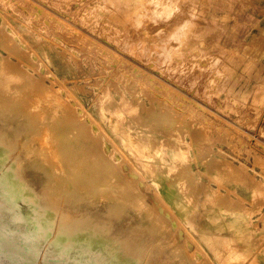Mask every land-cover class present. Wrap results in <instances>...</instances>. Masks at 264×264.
I'll return each mask as SVG.
<instances>
[{
  "label": "bare ground",
  "instance_id": "obj_1",
  "mask_svg": "<svg viewBox=\"0 0 264 264\" xmlns=\"http://www.w3.org/2000/svg\"><path fill=\"white\" fill-rule=\"evenodd\" d=\"M56 1L60 8H66L70 2H79ZM182 1L99 0L97 4L78 11L91 14L86 23L95 33L114 43L123 54L135 55V59L140 55L149 66L159 70L162 77L160 80L141 67L133 66L147 77L146 83L155 88V91L143 88L146 100L143 96H131L121 84L113 94L109 88L114 84L105 87L104 82L97 78L92 84L91 92L95 98H90L93 104L91 111L75 87H68L66 79L56 76L37 50L29 49L25 43L21 46L31 50L29 55L38 60V66L30 62L25 65L20 49L22 43L19 47L10 43V40L18 42L23 39L16 38L17 34H13L10 40L1 36L6 38V50H0V264H90L92 258L94 264H208L205 260L201 263L195 261V255L193 259L183 254L181 242L186 243L187 249L193 247L190 240L184 238L178 222L190 219L201 194L197 174L204 169L211 171L210 167L216 161L212 158L218 153L208 145L207 155L197 158V164H206L204 167L197 166L196 170L190 163L186 164L185 160L193 156L194 149L190 147L194 144L189 143L184 132L187 131L193 139L207 140L212 130L226 135L229 129L219 119L217 121L216 115L214 118L206 112L197 114L188 102L173 100V93L165 91L169 88L165 81H171L207 96L208 76L218 68L215 60L205 66H208L205 71L198 70L194 61L183 55L179 45L187 44L193 35L192 25L185 20L188 13H193L192 10L187 11L193 3L189 0L190 4L185 6L187 4ZM92 17L96 19L92 20ZM82 20L85 21L84 18ZM6 32L7 35L9 31ZM41 36L36 37L40 40ZM42 51L50 61L47 52ZM145 61L143 63L147 66ZM198 75L202 76L200 85L197 84ZM78 118L84 128L77 127ZM229 121L230 124L234 122ZM235 127L241 130L239 126ZM239 141L244 145L243 138ZM255 156L260 159L259 155ZM259 161L256 165H260ZM213 187L209 182L206 189ZM28 188L36 199L30 197ZM40 208H52L55 219L42 221ZM12 214L18 216L11 220L14 227L10 229L12 224H8V220ZM22 222L25 226L20 229ZM82 230H89L100 239L72 241L64 236L79 234ZM223 243L222 250H232L227 240ZM113 247L117 250L110 249ZM231 255L220 254L221 263L244 264V260L238 261Z\"/></svg>",
  "mask_w": 264,
  "mask_h": 264
},
{
  "label": "rangeland",
  "instance_id": "obj_2",
  "mask_svg": "<svg viewBox=\"0 0 264 264\" xmlns=\"http://www.w3.org/2000/svg\"><path fill=\"white\" fill-rule=\"evenodd\" d=\"M8 1L9 0H6V2L5 0H0V38L4 35L7 40H10L13 34H17L18 36L20 35V37L16 35V38H21L23 41L18 39V42H13L10 40V43H13L16 47H19L20 42L22 43L20 44V49L22 50L21 55L23 63L26 65L30 62L32 65L35 64L38 66V60H34L29 55L31 54V50H29L30 48L37 50L39 55L42 57V60L48 64L47 66L53 73H55L56 76L66 79L65 83L68 87H75L77 94L83 97L87 104V108L90 111L93 108L90 98H95L91 92L92 84L96 82L97 78L99 79L98 81L101 80V82H104L105 87L114 84L116 88L114 85L110 88L108 87L112 90L111 92L113 94L115 93L113 91H115L121 84L131 96H143L145 100L147 97L142 92L143 88L144 90H146V87L147 89L153 88L152 90L154 91L155 88L154 86L148 85L146 83L148 81L146 80L147 77H143L141 72L135 70V67L133 68V66L137 65L153 77H158V79L162 80L160 71L157 69L155 70L153 66H149L147 61L143 60L140 55H136L139 58L138 61L137 57L136 59L133 57L135 55L131 56L125 53L123 54V52L114 43L102 38L98 32L95 33V31L87 25L86 22H89L87 20L91 18V14L80 12L82 13L81 15L78 11L81 10L82 7L97 4L99 0H91L92 2L90 0H79V5L76 2H73V4L70 2L66 8H60L56 0H18V4L17 0ZM188 1L189 0H183L182 2L190 4ZM190 2L193 3L192 7L191 5L188 6V4L185 6H188L187 11L192 10L194 14L188 13L185 20L186 23L192 25L191 28L193 30V35L189 38L190 40L188 39L189 42L187 44L179 45L181 51L187 59L194 61L198 70L201 68L205 71V68L208 67L205 66L215 60L218 62V68L216 71L214 70L211 72L208 76L207 90L209 94L207 96L188 90L186 86L179 83L164 80L167 82V86L169 87L168 90L165 89V91L173 93L172 96L170 95L173 100L179 99L178 101L182 100V102H188L189 107L191 106L197 114L206 112L209 113V115L211 114L214 118L216 115L217 121L219 119L221 124L229 129L230 133L228 132L226 135H219L216 130H212L210 132V138L207 140H200L193 139L192 135L186 133L187 131L184 132L186 138L189 140V143L194 144V146L190 147L191 150L194 149L193 156L185 160L186 164L190 163L196 168V170H198L197 166L201 165V167H204L206 164H197V158L200 155H207L206 153L210 149V146L209 148L207 147L208 145L212 146V150L216 149L215 151L218 154L214 158L211 156L212 159H216V161L214 160L212 163L213 167H210L212 168L210 169L211 171L207 172L206 169H204L205 171L198 172L197 174L201 182L199 186L201 194L197 203L194 204V210L190 219L188 222L182 219L178 222L180 229L184 232V238L186 240H190L191 247H193V249H187V247L185 248L186 243L181 242V251L183 254H188L191 258L195 255V261L197 260V262L205 260L208 264H222L220 254H232L231 258H235L238 261L244 260V264H264V186H262L264 185V0H190ZM42 5L47 9L42 7ZM23 6L25 8L27 7V12ZM48 8L51 11H49ZM48 12L50 13L48 14ZM33 14L38 17L36 18ZM44 17L46 19H44ZM83 18L85 21L82 20ZM92 18V20L96 19L95 17ZM61 21H63L64 24ZM66 21L70 24L66 23ZM67 24L68 26H66ZM79 30L85 32L82 33ZM6 31H9L10 33L7 34L8 37L6 35ZM3 32L4 34H2ZM97 34L98 37H96ZM38 35H42V39L38 40L36 37ZM5 37L0 39L1 51L6 50L4 47L6 40ZM87 39L88 41H86ZM89 39H91V42ZM100 43L103 45H100ZM23 44H27V47L30 48L26 49L23 47L22 49L21 46H24ZM101 46L104 47L102 48ZM42 50L47 52L50 61L45 58ZM185 57L184 59H186ZM125 58L128 60H125ZM35 61H37V63ZM128 61H130V63ZM144 61L147 66L143 63ZM109 62L112 63L108 65ZM120 65L122 66L119 67ZM122 67L125 69L123 70ZM126 69L129 72L126 71ZM32 70L35 74L38 73L35 69ZM102 78L107 79L103 80ZM201 79L202 76L198 75L197 84L200 85ZM176 84L178 85V88ZM57 89H59L58 86ZM102 92L105 93V90H102ZM193 100L194 102L192 103ZM221 100H223L222 103L220 102ZM194 107H196L198 111ZM212 111H214V113ZM217 112H219L220 115L217 116ZM230 116L233 118H230ZM226 118H229L230 121L229 119L226 120ZM227 121L234 122L230 124ZM76 122L77 127L84 128V124H81L80 118H78ZM235 126H239L242 131ZM234 127L238 130H235ZM243 130L244 132L246 131L245 134ZM236 131L239 132L237 133ZM235 134L237 135L235 136ZM222 136H225V139L224 137L222 139ZM255 137H258V140ZM240 138H243V141H245L244 145H240ZM226 139L227 142L224 141ZM203 146L204 153L201 152L203 151ZM235 147H237V149ZM239 149H241V151H239ZM248 150L251 152L250 154ZM232 151L233 153H231ZM255 155H259L258 158H262L263 160L259 159V161ZM254 158L257 160L255 159L254 161ZM257 161L260 162V165H256V163L259 164ZM261 164H263V167ZM146 180L145 181L149 183L150 180L148 178H146ZM209 182L215 188L213 187L207 190L206 187ZM254 187L255 189H253ZM217 189H220L221 191L219 190L218 192ZM27 191L30 193L29 188ZM29 195L30 197L36 199V195L34 193H30ZM215 196H218L216 198L219 199L214 198ZM256 196H258V198ZM3 209L7 210V208ZM8 211H10L9 208ZM14 213L17 214L16 212ZM14 215L12 214L10 216L8 224H12L13 217L18 216ZM39 217L42 221H52L55 219L56 214L52 208H46L44 210L40 208ZM23 223L24 222L21 223L20 229L25 226V223ZM9 227L11 229L14 225H9ZM184 227H186V230ZM189 235H191V237ZM64 236L67 240L72 241L75 239H83L86 242H90L100 239L99 236H94V234L89 230H82L79 234H67ZM50 238L52 239L51 236ZM224 240L228 241L229 246L232 248L231 251L222 250L221 245L224 244ZM64 243H66V241ZM103 246L107 247L106 242H103ZM110 249L117 250V248L114 247ZM90 262V264H94V259L92 258Z\"/></svg>",
  "mask_w": 264,
  "mask_h": 264
}]
</instances>
